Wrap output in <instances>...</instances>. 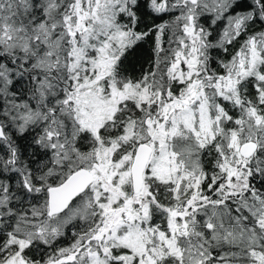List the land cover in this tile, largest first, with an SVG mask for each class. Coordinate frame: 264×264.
I'll return each mask as SVG.
<instances>
[{
	"label": "snow or ice",
	"instance_id": "obj_1",
	"mask_svg": "<svg viewBox=\"0 0 264 264\" xmlns=\"http://www.w3.org/2000/svg\"><path fill=\"white\" fill-rule=\"evenodd\" d=\"M0 264H264V0H0Z\"/></svg>",
	"mask_w": 264,
	"mask_h": 264
}]
</instances>
